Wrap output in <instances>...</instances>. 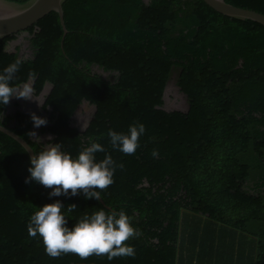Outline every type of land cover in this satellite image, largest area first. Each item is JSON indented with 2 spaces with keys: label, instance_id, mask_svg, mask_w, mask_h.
Segmentation results:
<instances>
[{
  "label": "trees",
  "instance_id": "1",
  "mask_svg": "<svg viewBox=\"0 0 264 264\" xmlns=\"http://www.w3.org/2000/svg\"><path fill=\"white\" fill-rule=\"evenodd\" d=\"M225 1L264 16V0ZM63 9L66 36L52 11L0 40V71L22 61L11 83L34 88L50 138L29 134L28 107L15 102L10 111L13 98L0 105V126L34 154L61 143L75 158L89 137L103 145L123 169L101 197L142 234L129 241L134 258H50L27 232L39 207L61 201L69 228L106 209L83 193L49 197L51 189L26 184L27 153L0 133V264H239L240 256L264 264V27L202 0H66ZM25 41L31 59L21 58ZM91 66L118 77L107 80ZM173 69L186 113L164 110ZM135 123L146 129L135 155L113 150L108 131L127 133ZM70 204L76 211L67 212Z\"/></svg>",
  "mask_w": 264,
  "mask_h": 264
},
{
  "label": "clouds",
  "instance_id": "2",
  "mask_svg": "<svg viewBox=\"0 0 264 264\" xmlns=\"http://www.w3.org/2000/svg\"><path fill=\"white\" fill-rule=\"evenodd\" d=\"M22 61L17 59L0 71V105H8L12 98L32 100L34 88L25 83L22 87L13 86L16 73ZM36 73L29 72V79L34 81ZM35 128L47 125L45 118L30 113ZM146 129L144 124L129 125L127 133L109 130L107 135L113 150L124 155H135L140 148V138ZM36 137L35 132L29 133ZM61 143H51L38 154L30 157V176L25 183L35 181L46 189H51L49 197L77 196L84 194L85 199L101 200V192L114 183V174L123 164H118L107 153L105 147L88 138L75 158L62 150ZM97 153H105L103 159L97 160ZM153 157L159 155L153 150ZM65 206L59 200L47 203L30 216L27 232L31 238H39L45 253L53 259L64 255H76L81 260L92 256L106 257L109 261L121 257H135L136 251L129 241L142 233L133 226V217L124 210H104L84 214L75 224L67 226ZM77 205L67 206V212L76 211Z\"/></svg>",
  "mask_w": 264,
  "mask_h": 264
},
{
  "label": "water",
  "instance_id": "3",
  "mask_svg": "<svg viewBox=\"0 0 264 264\" xmlns=\"http://www.w3.org/2000/svg\"><path fill=\"white\" fill-rule=\"evenodd\" d=\"M65 1L66 0H28L22 4H15L6 0H0V40L11 34H15L29 28L52 11L59 14L64 36H66L68 34V30L64 21L63 9ZM202 1L210 9L224 17L240 21H250L264 27V16L259 13L231 6L227 4L225 0ZM0 133L16 141L25 150L29 159L32 155H34L33 150L26 143V141L14 132L0 126ZM99 201L103 204V207L106 210H112V208L106 205L103 199Z\"/></svg>",
  "mask_w": 264,
  "mask_h": 264
},
{
  "label": "rangeland",
  "instance_id": "4",
  "mask_svg": "<svg viewBox=\"0 0 264 264\" xmlns=\"http://www.w3.org/2000/svg\"><path fill=\"white\" fill-rule=\"evenodd\" d=\"M145 2L149 0H144ZM33 47L32 44L29 41H25L21 47V58L22 59H31L33 57ZM90 70L96 74H100L102 77H104L107 80L114 81L117 79L118 75L113 72H105L102 68H99L97 66H91ZM180 73V69H173L170 77L169 84L167 86V90L165 92L164 96V102L165 107L164 110L167 112H182L186 113L189 109V99L188 97L182 93L180 88L177 86V79ZM19 103V104H26L27 109L25 111L29 113H35L37 116L44 118L45 116L39 115L40 112V106H41V99H35L32 100H24V99H12V104L10 107V111H13V103ZM15 111V108H14ZM44 126H41L39 128H33L32 132L36 133V137H39L38 139L41 140H48L50 136L48 134H44L41 132L43 130ZM35 138V137H33Z\"/></svg>",
  "mask_w": 264,
  "mask_h": 264
},
{
  "label": "crops",
  "instance_id": "5",
  "mask_svg": "<svg viewBox=\"0 0 264 264\" xmlns=\"http://www.w3.org/2000/svg\"><path fill=\"white\" fill-rule=\"evenodd\" d=\"M241 249H242V247H241ZM240 257H241V260H239V264H248V260L245 256H240Z\"/></svg>",
  "mask_w": 264,
  "mask_h": 264
}]
</instances>
